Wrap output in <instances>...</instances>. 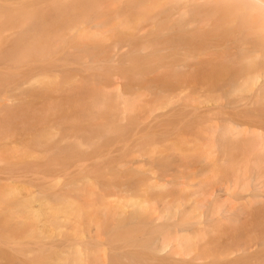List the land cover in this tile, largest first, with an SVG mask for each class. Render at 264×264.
Here are the masks:
<instances>
[{
  "label": "bare ground",
  "instance_id": "1",
  "mask_svg": "<svg viewBox=\"0 0 264 264\" xmlns=\"http://www.w3.org/2000/svg\"><path fill=\"white\" fill-rule=\"evenodd\" d=\"M36 2H39L36 8L21 4L16 11L3 8L0 4V245L5 247L6 252L10 251L17 256L28 257L29 253L37 251L36 256L40 259V264H89V258L92 256L97 258L99 264H109L106 262V251L98 247L96 249L95 238L120 239L123 236L135 235L138 239L137 248L140 246L141 250L125 252V260L129 264H143L145 258L158 262L159 259L154 260L156 256L162 259L158 262L161 264H203L201 260L206 256L196 251V239H207L211 234L218 235L219 225L212 228L208 234L206 230L209 225L217 224L222 219H229L228 212L240 210L223 205L213 206L212 212H204L208 198L217 193V197L221 195L222 200H228V194L232 193L236 183L230 181L229 186H223L225 194L226 191L228 192L227 199L224 198L225 194L218 195L219 190L215 193L211 192L213 194L190 191L189 189L199 186L195 183L172 185L168 182L162 184L156 182L149 183L147 190H139V196L118 195L113 200H108L114 197L111 195L106 198L107 200L98 199V202L81 205L70 194L78 192L94 194L100 191L101 184L105 183L104 179L100 182L86 176L82 165L75 163L72 167L61 170L71 177L78 176L77 180H70L64 185L65 194L59 193L61 189L50 191L48 194L49 189L52 190L55 184L60 183V175L54 180L35 185L29 177H26V172L22 173L21 170L34 173L36 169L42 167L45 169L41 160L76 161L78 158L86 157L89 152L99 153L95 155L96 158L105 156L109 152L103 151L101 146L109 138L115 142L124 141L127 137L121 127L122 123L126 122L128 128L135 127L140 123V119L133 114L143 110L142 105H138L141 96L135 88L130 84V86L127 84L128 88L121 87L116 78L124 77L126 82L129 80L130 83L140 76L144 78L149 73L156 72L163 65L167 71L163 75L166 77L165 80L185 81L186 74L179 72L184 67L183 64L194 57L196 60L198 56L200 58L208 47L215 46L216 41L220 42L219 46L232 48L234 51L232 50L231 54L222 52L217 58L213 55L214 58L210 60V57L209 61L213 63L214 59L217 60L218 68L222 69V77L226 71L224 75L227 76L224 78L230 75L244 79L241 86L233 91L249 95L259 90L264 92V83L261 89L259 88L261 83L259 80L264 78V0H38ZM142 23L150 25L149 36H138L137 30ZM211 25L220 31L219 38L212 36L204 39L196 32L201 31L202 27H211ZM206 31L208 30L204 32ZM168 32L177 35L163 36V33ZM125 35L128 39L123 38ZM111 39L117 43L115 49L121 45L118 44L120 42L132 46L127 59H123L130 62L126 69H122L121 66L116 68L113 65L116 59L118 60L117 56H122L123 53H117L114 48L113 53L112 47L108 48L110 45L105 49L93 45L100 42L106 44ZM182 44L187 45L189 51L180 48ZM147 47L153 51H150L149 55H144L143 52ZM180 49H182L180 53L184 52V54L181 56L183 59L178 62L180 53L177 50ZM163 50L168 54L164 55ZM166 58L170 59L169 63L164 62ZM234 66L237 68H232ZM208 68L212 70V67ZM203 69H199L202 74L205 71L202 72ZM216 72L207 74L214 75ZM216 75L215 78H218V73ZM211 76L210 78H213L215 75ZM82 80L91 83L89 90L82 87L84 82L81 85L77 84ZM98 83L103 86H98ZM160 90L161 93L158 91L160 98L155 97L156 100L151 98V101H154V106H151L150 101L152 109L146 108V112L144 108L142 112L150 111L154 114L153 112L158 110L165 113L180 112L185 109L180 104L183 100L180 97L182 93L176 91L174 93L172 88L166 91L161 87ZM57 94L66 95L60 97ZM16 98H19V103ZM58 99L64 100L67 104L56 102ZM160 100L162 102H159ZM220 101L221 98L214 100L215 103ZM142 112L141 115L144 114ZM154 120L142 122L146 121L144 125L149 127L152 123H156ZM219 129V125L213 124L210 138H214ZM222 129H224L223 136L229 140L242 134L241 130L230 125ZM247 134L249 135L246 138L253 146L260 147L264 142L262 140L257 145V140L264 137L251 132ZM123 135V139L120 140ZM141 142L155 141L153 137H149L143 138ZM263 145L264 143L261 149L264 150ZM256 160L251 164L254 165L255 172L257 171L256 175L263 178V174L260 173L262 176L259 174V164H255ZM259 161L261 162L260 159ZM112 170L119 172L118 167H112ZM146 171L149 170H137L140 175H145ZM117 178L119 177L116 176ZM251 182L243 185V191H249L250 197H254L256 202L260 200L262 202V198L257 199L256 194L260 183H254L252 180ZM121 185L132 187L127 183ZM169 186H183L184 189L174 193L171 198L172 195L165 191ZM32 187L36 190H31ZM156 190H160L162 195L156 196L160 194ZM153 192L154 198L150 199L148 195ZM184 194H187L186 198H180ZM200 195L203 199L200 202L194 201L193 197ZM235 195L238 198L233 200H238L239 203L241 196L237 193ZM231 198L230 203L235 204ZM245 201L249 200L245 199ZM35 203L37 204L34 205ZM215 203L213 200V204ZM260 210H263L261 211L263 214L257 212L262 214L260 218L264 221V209ZM177 216H180L179 220L189 222V226H183L181 220L166 224L159 222L160 219L168 221ZM253 222L255 221L251 223L253 227L260 224L261 228L264 224L259 220L255 225ZM125 230L128 233L122 234ZM261 230H264V227ZM235 233L240 234L234 230L233 234ZM263 234L264 231L260 239H264ZM55 236L66 240L61 245H56L57 242L52 241L46 243L39 241L53 239ZM235 237L236 235L231 236L232 239ZM240 237L243 239L242 236ZM16 239L36 241L25 243L28 245V250L18 248L19 242H16ZM71 239H77V243H70ZM231 245L234 246L233 243ZM220 246L223 250L218 251L216 257L227 258L220 264H236L240 261L239 257L229 256L231 252L233 253L232 246L230 250L228 245L227 248ZM247 247L248 245L244 247L238 245L237 248L241 249L235 248L234 254L240 250L243 253L248 252L249 247ZM2 254L0 264H21L20 260L13 259V255L7 256L4 251ZM115 257L122 259V253H118ZM246 257L249 258L250 255ZM4 259L6 263L1 262Z\"/></svg>",
  "mask_w": 264,
  "mask_h": 264
},
{
  "label": "rangeland",
  "instance_id": "2",
  "mask_svg": "<svg viewBox=\"0 0 264 264\" xmlns=\"http://www.w3.org/2000/svg\"><path fill=\"white\" fill-rule=\"evenodd\" d=\"M36 1L38 0H0V4L3 5V8H7L8 10L13 9L16 11V9H19L21 4H26V5L28 4V6L36 8L39 5L38 4L39 2ZM49 1H53V0H49ZM139 28L140 29L137 30L138 36L140 37L149 36L151 32V29H149L150 25L147 26L146 23H142ZM206 29L208 31L204 32ZM213 29H215V27L211 25V27L210 26L206 28L202 27L201 31L199 32L196 31V32L198 33V35H201V37L203 36L204 39L211 38L212 36H214V38H219L220 33L218 32L220 31L218 29H217L218 31L216 29L215 31H213ZM216 31L217 33H215ZM173 34L177 35L174 32H168V33H163V36L166 35L173 36ZM127 37L128 36L125 35V37L123 38H127ZM215 43H216L215 46L208 47L206 52L200 55V58L198 56L197 60L194 59L195 58L194 57L190 61L183 64L184 67H182L179 70V72L181 71L184 74H186L185 76H187V78H185V81L181 79L180 80L175 79V80H179L178 82L174 80L176 83L171 82L173 81L171 79H166L167 80L166 81L165 80L166 77L163 75L167 71H165L166 68L163 65L161 69L157 70L156 72H153L151 74L149 73V75L147 76L145 75L146 77L144 78L143 76H140V78L138 77L139 79L137 78L136 81H131L130 83L129 80H127L126 82V79L124 77L121 78L120 76L118 77L116 76L117 77L116 80H118L121 87L128 88V85L130 84L131 86H133V88H135L139 96H141L139 101L140 103L138 105H142L143 110L144 108L145 109L148 108L150 110L152 109V107H150V104L152 102L151 104L152 106L154 101H151V98L153 97L154 98L153 100L160 98L161 96L158 93L162 90V89L160 90V88L162 87L166 91L172 88V92L176 91L177 93L179 92L182 93L180 97H182L183 100H181L180 104L185 107L183 111L161 113V110H158L157 112L154 111L153 112L154 114H151L150 111L148 112L149 114L142 112L143 110L138 111L133 115L138 116V118L140 119L139 124L137 123L135 127L128 128L127 127L128 125L126 126L127 124L126 122H125L126 124L124 122L122 123L121 127L125 130L124 132L126 135L125 137H127L124 141L115 142L113 139L110 140L109 138L105 142V144L101 146V149L103 151L108 150L109 152L108 154H105V156L103 157L100 156L99 158H96L95 155L99 153L89 152L86 157L78 158L76 159V161H67V160H58V159L47 160V161L41 160L42 163L41 162L39 163H41L42 166H45V169L43 167L36 169L34 173H29L27 170H21L22 173L26 172V177H29L35 183V185L54 180L57 175L58 176L60 175L61 176L60 183L55 184L52 190L49 189L48 194L50 193V191H56L60 189L61 192L59 191L58 192L63 193L65 191L64 185L67 182H69L70 180L74 181L78 179L77 175L71 177L67 175V173L66 174L63 173V171L66 168L72 167V165H74L75 163L82 165L84 174L86 176L100 182H102V180L104 179L106 184L102 183L100 191L94 194H86L85 192L70 194V196L74 197V199L81 205H85L88 202L94 203L93 201L98 202V199H106L111 195H113L114 197H111L108 200L111 199L113 200L118 195L139 196L138 195L140 192L139 190L142 189L147 190L148 189L147 185L149 183H156V182H159L161 184L168 182L172 185H178V184L184 185L187 183H195L198 184L199 186L189 189L192 192L215 193L217 190H219L220 192L217 191L218 195L220 194L223 195L225 194L223 190V186L224 185L229 186L230 181H232L236 183V185L232 188L233 190L232 193L228 194L229 199L222 200V198H220L221 195L217 197V193L216 195H213L217 197L215 199L211 195L212 197L208 198L209 200L208 203L206 204V207L204 208V212H208V211L212 212L213 206L222 207L223 205L227 207L230 206L231 208L240 209V210L232 211L231 213L228 212L229 219L227 220L222 219L221 221L217 222V224L213 223L209 225L210 227L206 230L208 231V234H210V230L212 228H215L216 225H219V231H218L219 234L214 236L211 234L208 236L207 239H196L195 249L196 251L206 256L204 257V259L201 260L203 264H220L225 259H227V258L223 259L221 258V256L216 257L215 254H217L218 251L223 250L220 245H222V247L225 248H227L226 245H228V249L230 250L232 246L231 243H233L234 246H232L231 248V250L233 249L232 250L233 253L231 252V255L229 256L231 258L239 257L240 261L236 262V264H264V239H260L264 231L261 230L262 231L261 232L260 229L261 228L263 229L264 224L261 225L262 226L261 228L259 226L260 224L256 225V227L254 226L255 228L251 226L253 220L255 221V223L253 222L254 225L258 223L257 222L258 220L260 223L261 221L264 222L262 218H260V216H262L263 214L261 212L263 210L260 209L261 208L264 209V207H261V205L264 206L263 203L264 186L262 187V183L264 185V177L262 178L257 174L259 176L258 177L256 175L257 171L255 172V170L253 169L254 165L252 166L254 160L257 159L255 164L256 165L259 164L258 165L259 167L258 166L255 167H258L260 169V172L258 169L259 174L261 173L264 176L263 173L264 150L261 149L262 144L264 142H262L260 147H257L250 144L246 138L249 135L247 134L248 132H251L253 134L256 133L264 137V92L262 90H259V92H254L249 95L243 92L233 91L241 86L244 79L240 76L230 77V75H228L229 77L224 78L227 76L224 75L226 71H224L222 77V73H221L222 69L218 68V64H216L217 60L216 61L215 59L214 61L212 60L213 63L209 61L210 57H211L210 60L214 58V56H216L215 58H217V56H220L222 52L225 53L230 52L231 54L233 49L226 48L224 46H219L220 45L219 41H216ZM90 44L92 45V43ZM115 44L117 43H115V40L112 39L108 41L106 44L101 42L95 44L93 43V45L104 49L110 45V47L108 48L111 49L112 47L111 50L113 51V53H114L113 48L115 49L116 47ZM118 44H121L118 45V47L120 46L119 47L120 49H118L117 47V49L115 50L117 51V53L119 54L123 53V54L122 56L121 55L117 56L118 60L115 58L116 61L114 62L115 64L113 65L116 66V68L121 66L122 69L123 68L126 69L130 65V62L128 61L129 64H127L128 62H126L123 59L128 57L129 52L132 51V49H130L132 48V46L129 45V43H127L126 46L124 45L125 43L123 44V42H120ZM183 45L185 44L180 45L181 46L180 48L188 50L187 45L185 46ZM205 47L207 46H204V48ZM195 48L193 49L195 50ZM182 49H180V51L177 50V52L180 53ZM186 50L185 52H187ZM150 51L152 52L153 49L147 47L144 50L143 54L149 55L151 54ZM162 52L164 53V55L168 54L166 53L167 51L165 52V50H163ZM182 54H184V52L178 54V58H179V60L177 59L178 62H180L183 59L181 57ZM169 60L170 59L166 58L164 62L166 63ZM199 60H201L203 63ZM200 63L202 64V66ZM204 63L206 66L209 65L208 67H212V70L211 68L209 69L208 67H205V65H203ZM203 66L205 67V69H203L204 68ZM214 66H215V70L218 68V70H216L218 72H216L215 70L213 71ZM72 68L74 69L75 67L73 66ZM200 68L203 69L201 70L202 72L205 70L206 73L205 71L203 72V74L200 73L199 70ZM232 68H237V67L234 66ZM212 72H216V74L218 73V78H215L217 77V75L216 74H214L215 76L212 75L213 74ZM207 73H212V74H207ZM209 75L210 76L212 75L214 77L210 78ZM83 76L85 77L86 75L84 74ZM207 76L209 78H207ZM137 81L140 82L138 83ZM82 82L85 83L82 85V87L89 90L91 83L87 80H82V81H78L77 84L81 85ZM259 82H261L259 84L260 85L259 88H260L264 83V78L263 77L262 79L260 78ZM97 85L101 86L102 84L99 85L98 83ZM176 87L177 89H175ZM133 91L134 90H132V92ZM57 95L63 97L66 94L63 95L57 94ZM186 95H188L187 96L188 98L186 97ZM184 98L189 100L185 101ZM217 98H221V101L219 103L214 102V100ZM141 99H143V101ZM16 101L19 103L20 102L19 98H16ZM56 102L66 103L64 100H59V99ZM144 102H146L145 107L143 106ZM159 102H162V100H160ZM164 110L166 111L167 109ZM145 111L147 112V109ZM141 112L144 114L141 115ZM144 115L148 118H146ZM147 119L148 120L155 119L154 121L156 123H152L149 127L145 126L144 125L145 122L146 121L148 122ZM143 120L146 121L142 122ZM213 124L219 125L220 129L216 133V135L213 136L214 138H210L211 126ZM227 125H230L234 128L237 127L238 130L242 131V134L236 138L229 140L228 138L223 136L224 129H222L224 126ZM123 137L124 135L120 138V140H122ZM149 137H153L155 142L153 143L141 142L143 141V138L147 139ZM262 140L264 141V139L262 138L260 140H257V142L256 141L255 142L257 143V145H259L258 143H261ZM259 159L261 160V162L259 161ZM112 167H118L119 172H113ZM137 170H149V171H146L145 175H140L139 172H137ZM116 176H118L119 178L116 179ZM251 180L254 181V183L255 182L260 183V188L257 190L258 192L256 191V194L260 196V198L257 196V199L260 200L262 198V202L261 200L260 202L259 201L256 202V200L253 199L254 197H250L251 194H249V191L247 192L243 191V185L247 182L252 183ZM124 183L130 184L132 187L129 188L123 187V185L121 184ZM36 188L38 187L36 186ZM36 188L32 187L31 190H36ZM183 189H184L183 186H169L165 189V191L169 192L172 195L171 196L172 198L174 196L173 195L174 193L178 191H182ZM156 192L160 193L156 196L162 195L160 190H156ZM227 193L228 192L226 191V194ZM235 193L240 194V196L242 197V198L240 197L239 203L238 200L234 201L238 198L235 197L238 196L235 195ZM153 194L154 192L150 193L148 197L150 199L154 198ZM226 194L224 198L227 199L228 197H226L227 196ZM186 196L187 194H184L180 196V198H184V197L186 198ZM193 198L194 201L197 200V202H200L203 199V196L200 195ZM230 198L231 200L235 198L233 200L235 204L230 203ZM245 199L249 201H245ZM213 200H215L216 202L215 204H213ZM224 201L227 204L223 203ZM227 201L229 202V205ZM36 204L37 203H35L34 205ZM259 207L260 209L258 210ZM253 211L254 213H252ZM257 211L261 212L262 214L258 213ZM221 213L222 212L220 211L219 214ZM178 217L180 218V216H177L174 219L168 221L160 219L159 222L161 224H166V223H171L174 220L180 221L181 219L179 220ZM181 223L183 224V226H189V222H183L181 220ZM257 226H259L258 228L260 229H258ZM234 230H236L237 233L238 232L240 233V234L235 233L236 239L231 238L232 235L235 236L233 234ZM127 233L128 231L126 230L122 232V234H127ZM239 235L242 236L243 239ZM93 237H94V233H93ZM95 239L96 240L94 241H95L96 249L98 247L106 251L107 253L106 262L109 264L116 262L121 264H129L128 261L125 260V255H126L125 252L134 249H139V251L141 250L140 246L137 248L138 244L136 242L138 241V239L136 238L135 235L132 236L130 235L128 237L123 236L120 239H100V238H95ZM65 240L66 239H61V237L59 236H55L53 237V239H41L39 241L43 243L52 241L54 243L57 242L55 243L56 245H61V243L64 242ZM29 241L31 243L36 240L16 239V242H19L20 244V245L18 244L17 247L23 249L25 248L29 250L27 245L30 244ZM84 241H88V240L84 239ZM25 243H27L26 244L27 246L25 245ZM70 243H74V244L77 243V239H71ZM238 245H242L243 247L248 245L249 247V248L247 247L249 249L248 252L243 253V251L240 250L234 254V250L235 248H237ZM2 251L7 253V256L13 255L14 256L13 259L20 260L21 264H40L39 263L40 259H38L36 256L37 251L29 253L28 257L22 255L17 256L16 254L11 253L10 251L6 252L5 247L0 245L1 256L4 254V253L2 254ZM118 253H122V259H118L115 257L116 255H118ZM247 255H250V257L249 258L246 257ZM218 258H220L221 260H218ZM158 259L159 261H162V259L158 258L157 256L154 258V260L157 261ZM3 261L4 263H6L5 259L2 260L1 262ZM158 262H154L150 260V258L149 259L145 258L143 264H161ZM88 263L99 264V261L95 256H92L89 258Z\"/></svg>",
  "mask_w": 264,
  "mask_h": 264
}]
</instances>
